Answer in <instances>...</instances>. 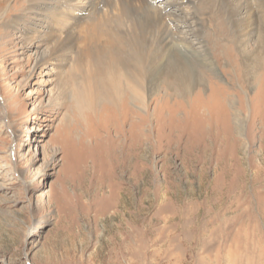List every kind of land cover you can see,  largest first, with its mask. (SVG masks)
Listing matches in <instances>:
<instances>
[{
  "label": "rangeland",
  "instance_id": "obj_1",
  "mask_svg": "<svg viewBox=\"0 0 264 264\" xmlns=\"http://www.w3.org/2000/svg\"><path fill=\"white\" fill-rule=\"evenodd\" d=\"M65 1L43 22L25 0L0 11V264H264V58L246 71L226 7H188L203 82L80 111L52 50L91 0Z\"/></svg>",
  "mask_w": 264,
  "mask_h": 264
},
{
  "label": "bare ground",
  "instance_id": "obj_2",
  "mask_svg": "<svg viewBox=\"0 0 264 264\" xmlns=\"http://www.w3.org/2000/svg\"><path fill=\"white\" fill-rule=\"evenodd\" d=\"M17 1L18 4L23 2L14 0L15 3ZM54 1L59 7L61 2L62 5L67 4L64 0H49L47 4H40V0H25L24 4H28V13L37 12L38 21L43 22L51 14L46 7L53 5L51 2ZM161 1L91 0L89 7L86 3L88 8L71 20L72 27L67 29L64 25L65 32H74L70 31L63 38L61 34L65 32H53L61 36L52 50L58 65L62 68L72 62V76L78 87L75 101L80 111L93 109L99 103L115 107L127 92L128 100L136 99L142 103L139 99L143 87H178L179 91L187 93L203 82L195 64L214 66L215 62H211L209 48L203 38L202 15L188 8L198 4L197 0ZM250 1L214 0L213 6L226 7L246 71L253 73L263 66L264 0L254 1L262 5L263 10L251 7L253 2L249 4ZM9 2L0 0V11L7 9ZM63 11L59 15H63ZM44 24L50 25L49 22ZM40 27L44 29L45 26ZM44 41L45 38L39 35L31 44L40 48ZM252 41L258 44L255 54L247 52ZM217 46L218 49L220 45ZM47 53L37 54L35 69L45 70L48 63H52V57ZM164 76L172 80L168 78L159 82ZM79 83L84 87L79 88Z\"/></svg>",
  "mask_w": 264,
  "mask_h": 264
},
{
  "label": "crops",
  "instance_id": "obj_3",
  "mask_svg": "<svg viewBox=\"0 0 264 264\" xmlns=\"http://www.w3.org/2000/svg\"><path fill=\"white\" fill-rule=\"evenodd\" d=\"M230 253H231V252H230ZM171 254H172V253H171ZM230 257H231V256H229V255H228L226 258H228V259H229ZM169 262H170V259H169Z\"/></svg>",
  "mask_w": 264,
  "mask_h": 264
}]
</instances>
